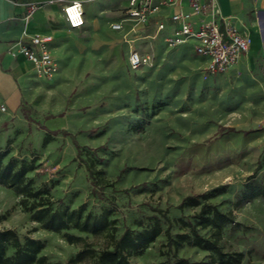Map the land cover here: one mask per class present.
<instances>
[{"label":"rangeland","instance_id":"374dc122","mask_svg":"<svg viewBox=\"0 0 264 264\" xmlns=\"http://www.w3.org/2000/svg\"><path fill=\"white\" fill-rule=\"evenodd\" d=\"M125 1L92 0L80 29L60 25L58 72L50 78L36 74L19 113L9 116L0 106V151L9 152L5 163L36 159L37 169L28 176L36 188L50 190L55 208L83 207L93 215L111 210L118 236L149 228L156 217L166 230L165 214L194 222L199 208L178 206L187 197L224 188L209 201L231 214L232 222L222 229V251L242 253L240 264H264V198L241 200L247 183L264 187V42L254 44L246 62L212 78L203 76L204 61L189 49L170 50L162 42H155L152 66L132 70L128 58L131 51L140 52L134 47L140 42L130 47L125 33L110 28L124 17ZM47 134L53 141L43 148ZM90 165L114 186H94ZM19 200L0 187V230H15L21 242L41 240L49 264H70L81 246L41 229ZM181 232L174 224L171 235ZM71 233L100 248L93 236ZM200 234L210 236L209 230ZM166 242L162 234L130 262L174 260L175 250ZM176 253L192 263L219 264L191 245Z\"/></svg>","mask_w":264,"mask_h":264},{"label":"trees","instance_id":"16d2710c","mask_svg":"<svg viewBox=\"0 0 264 264\" xmlns=\"http://www.w3.org/2000/svg\"><path fill=\"white\" fill-rule=\"evenodd\" d=\"M53 141V137L47 134L42 141V147H47ZM8 151H0V187L12 190L19 198V206L24 213L31 216V220L41 229L63 237L69 245L81 246V250L70 264L80 263L92 258L93 264H132L131 257L143 254L156 240L165 234L167 242L165 247L169 251L175 250L174 260H167L159 264H211L192 263L177 255V250L183 245H191L200 250L210 252L213 262L219 264H240L243 260L242 253L227 254L222 251L220 241L222 229L232 222L231 214L222 213L216 205L209 203L216 198L224 188H215L212 191L196 196L187 197L179 206V210L185 208H199L194 215V222L183 219L171 220L166 214L163 216L166 230L163 229L159 219L149 228L141 231L126 229L121 235H117V220L112 218L113 212L105 210L100 215L87 213L83 207L70 209L55 208L56 201L47 188H36L29 174L37 169V160L10 159L5 163ZM94 186L101 188L113 187L114 183L105 176L103 170L87 167ZM264 198V187L247 183L241 200L251 202ZM174 224L179 225L181 233L171 235ZM91 235L99 241L100 248L94 249L95 243L88 242L87 238L72 234L71 231ZM200 230H209L210 236L203 237ZM45 244L38 239L27 238L21 242L18 234L13 229L0 230V264H49L47 258L42 255ZM12 250V254L9 251Z\"/></svg>","mask_w":264,"mask_h":264},{"label":"crops","instance_id":"0c3cea01","mask_svg":"<svg viewBox=\"0 0 264 264\" xmlns=\"http://www.w3.org/2000/svg\"><path fill=\"white\" fill-rule=\"evenodd\" d=\"M72 1L75 0H66L59 8H55L54 5L40 8L30 19L26 20L27 8L24 0H0V106H5L7 115L13 116L20 112L27 88L35 84L34 79L37 72L34 64L19 52L21 45H30V37L35 34L50 35L54 38L51 54L58 63L57 43L62 35L59 27L64 25L69 28L64 18L63 7ZM129 1L126 0L124 3V13L129 6ZM161 1L164 0H152L155 5ZM173 1V4L161 6L160 11L153 15L147 25H135L134 22L126 20L124 14V17L116 18L111 23L112 25L122 22L123 30L113 31L110 25L111 31L125 33V41L130 47L140 42L139 46H134L135 49H141V53L152 52L156 57L155 42H162L167 48L166 38L172 37L180 28L179 23L172 21V16L176 13L191 12L190 0ZM88 3L84 5L85 16ZM215 9L218 12L216 20L222 30L226 27H233L239 32L247 33L251 40L250 49L254 48L255 43L256 47L262 45L264 42V0H216ZM210 20H212L210 14L193 16L191 24L197 30L202 23ZM161 24L164 25V29L159 30L158 27ZM24 31H26V36ZM182 48H187L192 53L191 42L176 50ZM250 49L237 66L225 74L246 62L249 59Z\"/></svg>","mask_w":264,"mask_h":264},{"label":"built area","instance_id":"2783aa9c","mask_svg":"<svg viewBox=\"0 0 264 264\" xmlns=\"http://www.w3.org/2000/svg\"><path fill=\"white\" fill-rule=\"evenodd\" d=\"M91 1L75 0L63 7L64 18L70 29H77L84 25V5ZM215 1L190 0L191 12L176 13L172 16V21L179 23L180 28L172 37L165 40L166 46L170 50H176L191 42L193 55L205 61L202 70L205 78H212L229 72L247 55L251 44L247 33L239 32L233 27H226L224 30L220 28V24L216 20L218 12L215 9ZM50 3L52 2L26 4V20L30 19L38 9ZM173 3V0H164L155 5L152 0H130L125 11V19L134 22L135 25L144 26L149 23L153 15L160 11L161 6ZM207 14L211 15L212 20L202 23L195 30L191 24V18ZM111 28L113 31H122L123 23H113ZM158 29H164V25H159ZM24 35H27L26 31H24ZM53 42L54 38L50 35L35 34L30 37V45H21L19 50L28 61L34 64L36 72L47 78L58 72V63L51 54ZM154 60L155 56L152 52L131 51L128 63L132 70H138L142 67L152 66ZM1 110L5 112V106H2Z\"/></svg>","mask_w":264,"mask_h":264}]
</instances>
